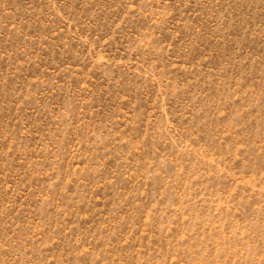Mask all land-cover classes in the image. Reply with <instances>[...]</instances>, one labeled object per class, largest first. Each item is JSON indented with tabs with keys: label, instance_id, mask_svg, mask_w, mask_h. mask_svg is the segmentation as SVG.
I'll return each instance as SVG.
<instances>
[{
	"label": "rangeland",
	"instance_id": "rangeland-1",
	"mask_svg": "<svg viewBox=\"0 0 264 264\" xmlns=\"http://www.w3.org/2000/svg\"><path fill=\"white\" fill-rule=\"evenodd\" d=\"M0 264H264V0H0Z\"/></svg>",
	"mask_w": 264,
	"mask_h": 264
}]
</instances>
